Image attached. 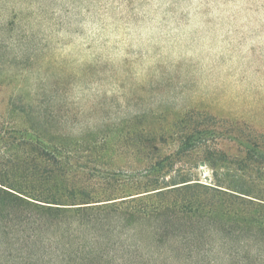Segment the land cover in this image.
<instances>
[{
  "label": "rangeland",
  "instance_id": "1",
  "mask_svg": "<svg viewBox=\"0 0 264 264\" xmlns=\"http://www.w3.org/2000/svg\"><path fill=\"white\" fill-rule=\"evenodd\" d=\"M206 117L222 134L264 135V0H0V122L49 141L115 129L160 138L178 119ZM158 145L175 168L212 180L202 152ZM47 239L44 229L14 245L1 233L0 264H49ZM169 243L143 252L168 257Z\"/></svg>",
  "mask_w": 264,
  "mask_h": 264
},
{
  "label": "trees",
  "instance_id": "2",
  "mask_svg": "<svg viewBox=\"0 0 264 264\" xmlns=\"http://www.w3.org/2000/svg\"><path fill=\"white\" fill-rule=\"evenodd\" d=\"M213 121L181 118L160 138L115 129L49 141L0 122V234L34 245L46 229L49 264H264V135ZM218 137L237 154L211 146ZM158 142L202 152L212 180L175 168ZM164 238L168 257L143 252Z\"/></svg>",
  "mask_w": 264,
  "mask_h": 264
}]
</instances>
